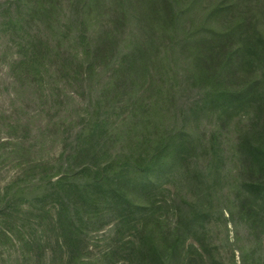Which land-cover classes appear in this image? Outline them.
<instances>
[{
  "label": "trees",
  "instance_id": "obj_1",
  "mask_svg": "<svg viewBox=\"0 0 264 264\" xmlns=\"http://www.w3.org/2000/svg\"><path fill=\"white\" fill-rule=\"evenodd\" d=\"M0 15L37 108L0 138V171L19 170L0 188L3 264H214L195 237L218 211L251 244L241 264H264V0H0ZM36 121L61 139L48 159ZM156 175L192 197L165 199Z\"/></svg>",
  "mask_w": 264,
  "mask_h": 264
},
{
  "label": "rangeland",
  "instance_id": "obj_2",
  "mask_svg": "<svg viewBox=\"0 0 264 264\" xmlns=\"http://www.w3.org/2000/svg\"><path fill=\"white\" fill-rule=\"evenodd\" d=\"M3 21H5V17L4 15H0V27L2 26ZM33 30L34 29H30V31ZM9 38H11L10 35L8 33H3V30L0 29V138L12 139L13 142H15L16 135L18 134L19 130H11L10 125L13 122L15 123L16 118L20 116L23 117L25 115L21 111L17 113V115L15 113V110L19 108L20 105H24L25 108L28 106V108H30L31 110L37 108L33 102L35 98L28 93L23 94V92L19 91L18 86H16L14 83V77L12 78L10 74V67L12 66L15 58L16 48L12 47L10 49L9 47H6V42H8ZM70 116L71 114H69L68 117L72 120L73 117ZM62 120V116L59 115V117L55 119L54 125L51 128L48 125L46 126H48L53 132H55L56 130H60V132H58V134H60L64 131V128H60L55 124L57 121L61 122ZM39 125V121H36L31 125V127L33 128L31 131L35 134L38 133L37 135H39V137L32 142H36L38 145V149H42V152L37 157L48 159L52 156L53 153L55 154L56 152H58L61 139L60 137H56L55 142L52 143V135H50L48 132V135L46 134L45 137H42L44 130H39V128L41 127ZM20 134L21 132H19V135ZM228 138L232 139V143L230 144V146L231 148H233L236 142V137L234 135H230ZM15 165L16 164L14 163V158H12V161L6 162L3 167H1L0 188H4L7 183H9L18 175L19 170ZM180 178L181 177L179 176L170 178L168 176L161 177L156 175V179L160 181V185L162 184V193L165 199L171 200L175 198V196H177L179 199H183V197L185 199H189L192 197L191 192L188 198L186 197L187 192L189 191L186 188H182L183 185L181 184L184 182L180 180ZM221 206L222 209H225V204H221ZM170 219L171 221L174 220V215L172 213ZM113 228V224L112 226L107 227V234H109ZM237 231H239V233H237ZM240 234L242 235L240 237L241 240L239 239V241L237 242L236 236H240ZM200 237H202V241L204 242L206 249L207 247H209L208 245H212L214 247V251L212 254V257L214 258V264H241L239 252L240 248L246 246V248L250 250L249 246L251 244L250 242H248V238L245 236L242 228H237L235 224L231 222L229 215L225 213L221 214L219 213V211L215 212L213 220L206 224L205 231L196 235L195 238L197 239ZM195 238L191 237L188 241V245H193L195 246V248H198V243L195 241ZM93 242L94 244L99 245L101 249H105L107 245V241L101 239L99 235H95L93 237ZM254 242L257 245V248H259L260 244H258L255 240ZM0 264H3L1 262V259ZM200 264L209 263L205 261L204 263Z\"/></svg>",
  "mask_w": 264,
  "mask_h": 264
}]
</instances>
